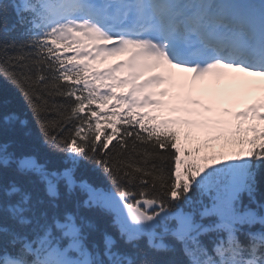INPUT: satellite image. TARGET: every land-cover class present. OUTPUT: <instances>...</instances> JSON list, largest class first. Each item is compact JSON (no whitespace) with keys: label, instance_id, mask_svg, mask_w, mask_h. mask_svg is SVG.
<instances>
[{"label":"snow or ice","instance_id":"1","mask_svg":"<svg viewBox=\"0 0 264 264\" xmlns=\"http://www.w3.org/2000/svg\"><path fill=\"white\" fill-rule=\"evenodd\" d=\"M0 35V75L66 165L0 131V264H264V100L233 122L192 95L208 74L264 77V0H0ZM201 127L219 151L187 146ZM0 128L31 136L14 112ZM81 161L109 186L79 177Z\"/></svg>","mask_w":264,"mask_h":264},{"label":"trees","instance_id":"2","mask_svg":"<svg viewBox=\"0 0 264 264\" xmlns=\"http://www.w3.org/2000/svg\"><path fill=\"white\" fill-rule=\"evenodd\" d=\"M5 3L8 0H4ZM9 23H13L15 20V14L11 7L8 8ZM23 29L17 28L16 31L10 33L11 37H17L21 34ZM0 35V39H2ZM14 112L22 119H26L28 126L31 130V136L22 137L18 132L13 133L7 128H0L3 132L4 138H16L19 140V147L21 150L35 152L37 155L46 158L50 166L64 167L63 161L65 155L62 152L51 151L44 143L43 137L40 134L39 126L36 119L33 116L32 110L29 108L28 102L23 97L19 88L4 75H0V117H3L7 113ZM49 118H56L54 114H50ZM214 135L212 131L201 130L200 135L197 136L195 142L187 144V146H196L202 144L204 141H208L209 144L215 146V150L219 151V145L223 143L222 140H212L210 137ZM208 154H211L213 149L209 148L205 150ZM77 175L79 177L88 179L91 183L98 186L107 188L108 181L104 177L103 173L94 165L89 164L86 161H81L80 167L77 169ZM85 214L92 217L101 228H108L109 231L115 232V229L111 227V217L101 211L100 209L85 210Z\"/></svg>","mask_w":264,"mask_h":264},{"label":"rangeland","instance_id":"3","mask_svg":"<svg viewBox=\"0 0 264 264\" xmlns=\"http://www.w3.org/2000/svg\"><path fill=\"white\" fill-rule=\"evenodd\" d=\"M248 80L249 81L251 80L249 76H248ZM238 93L239 91L234 89L232 87V83L229 82L228 80L216 81L212 84L210 74L200 79L197 89L194 92L196 97H198L201 100V102L207 105L208 107L212 106L216 101L219 102L221 98L222 99L227 98L229 99V101L235 100L238 102L239 101L245 102V101H250L258 94L254 91L249 92L247 90L243 98L242 96H239Z\"/></svg>","mask_w":264,"mask_h":264},{"label":"bare ground","instance_id":"4","mask_svg":"<svg viewBox=\"0 0 264 264\" xmlns=\"http://www.w3.org/2000/svg\"><path fill=\"white\" fill-rule=\"evenodd\" d=\"M171 72H173V69H169ZM211 75V81L212 82H215V80H222V79H224L226 76H227V73L225 74V75H223V76H220V77H217V76H215V75H213V74H210ZM228 79V78H227ZM231 79H234V81L235 82H237V83H240V81L243 79V82H244V80H245V74H243V76H242V79L240 80V79H238L237 77H231V78H229V80H231ZM234 88H235V86H233ZM244 88H242V89H240L241 91H244V89H245V86H243Z\"/></svg>","mask_w":264,"mask_h":264}]
</instances>
